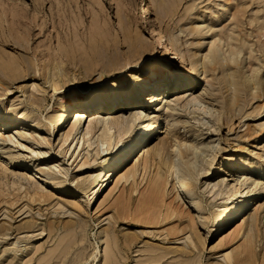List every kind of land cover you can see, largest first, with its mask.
<instances>
[{
    "label": "rangeland",
    "instance_id": "1",
    "mask_svg": "<svg viewBox=\"0 0 264 264\" xmlns=\"http://www.w3.org/2000/svg\"><path fill=\"white\" fill-rule=\"evenodd\" d=\"M153 25L161 29L165 38L175 42L183 65L177 60L172 64L169 62L172 56L168 54L166 45L163 42L158 45L151 37ZM91 46L117 53V61L124 65L130 60L134 64L142 58L168 64L178 73L189 70L193 82L187 89L162 90L164 99H160L161 104L157 108L148 106L145 94L142 95L140 107L152 118L148 123H154L160 116L165 126L153 140L147 141L150 147L147 161L149 165H154L144 175L141 167L145 159L140 151L144 144L139 146L140 149L136 148L133 156L119 169L118 176L110 180L99 202L90 205L86 208L87 213L77 217L72 202L85 196L82 203L87 204L88 190L96 182L92 176L101 159L94 157L92 159H97L96 162L91 159V164L80 168L85 160H82V153L76 157L72 156V150L58 148L60 136H51V130L58 119L54 115L56 105L67 97V93L75 91L79 96L86 93L94 95L95 87L104 85L102 82L93 84L100 76L98 71L84 79L82 64L74 66L66 63L71 62L67 61V55L70 58L73 55L79 57L83 50ZM24 61L31 63L30 70L23 73L20 79L15 77V73L10 74L15 70L10 71L11 77L7 74V70L12 69L11 65ZM56 65L63 66L67 73L65 84L68 86L61 90L65 91L63 94H54L51 83L45 78V74ZM5 66L10 69L4 71ZM92 68L96 70L98 67ZM254 70V81H249L247 73ZM13 74L16 79L12 78ZM0 75L3 77L0 76V115L8 118L12 114H23L34 118L36 125L40 126L28 128V125H22L13 130L5 129L0 122V134L3 133L4 137L13 135L15 131H27L31 136L21 141L22 146L9 141L0 142V162L7 166L12 159L23 162L9 167L8 171L9 177L15 175V199L22 197L24 189L34 180L49 197L40 206L26 204V209H31L27 215L18 213V209L28 202L27 198L15 204L12 211L14 220H11L14 229L5 235L0 234V264H180L184 261L189 264H225L221 256L223 250L235 251L244 241L248 226L244 230V238L240 236L236 239L231 235L243 221L250 225L259 217L258 226L263 227L264 195L258 206L248 207L216 233L213 214L220 210L224 199L211 200L203 189L211 180H224L226 184L229 182V187L235 185L233 187L239 188L235 176L240 165L245 164L248 166L247 177L262 178L254 193L264 191V172H259L264 171V136L256 137L264 130V0H0ZM104 75L105 81L118 77L117 70ZM74 76L79 78V82L74 80ZM134 77L135 74L126 78L123 84L133 85ZM114 83L115 89H118L120 83L116 80ZM41 84L46 88V98L37 103L32 100L33 93L36 92L35 86L43 88ZM194 98L200 99L199 102ZM94 112L87 119H91V123L101 114ZM88 121L85 128L87 125L91 127ZM247 129H250L251 137L247 135ZM35 135L48 141L37 145L34 143ZM171 138L180 144L192 143L197 153L193 162L201 175L198 184L193 185L194 189L186 192L189 198L185 199L191 215L194 214L200 223L197 235L193 234L194 241H198L197 248L193 250L185 241L176 240L175 236L168 234L175 222L152 227L140 225L126 214H118L113 206L115 199L125 195L123 200L122 197L119 199L120 206L134 207L138 192L147 187L149 177L156 173L159 161L156 153L162 146L170 147ZM239 145L248 148L246 154L237 153L235 149ZM94 146L91 154L97 149ZM40 154L50 157L38 158ZM211 159L214 163L210 167L217 170V175L207 179L201 169L208 166ZM57 164H61L58 168H63L67 175L57 174L54 185L51 184L53 178L32 171ZM136 164L140 166L135 179L132 178L136 182L131 178L128 182L124 178L118 182L117 178L130 173L137 167ZM23 176L26 180L18 178ZM168 179L169 184L164 188L166 204L171 202V176ZM60 183L68 187V192L58 193L60 191L54 187ZM19 184L27 188L20 187L18 191ZM0 185L13 190L11 183ZM130 192L134 197L132 205L128 199ZM251 196L249 194L242 199L248 200ZM192 200L198 202L194 204ZM57 202L65 206L57 207ZM126 206H122V210ZM6 220L9 221L1 216L0 225ZM188 222L186 218V222L179 226L184 229ZM184 231L189 232V229ZM185 232L176 234V238L182 237ZM8 235L11 237H6ZM199 236L206 239L203 238L204 245ZM221 238H227V243L223 248H216ZM263 242L264 238L258 248L260 259L264 253ZM150 255L165 257L159 262H146Z\"/></svg>",
    "mask_w": 264,
    "mask_h": 264
},
{
    "label": "bare ground",
    "instance_id": "2",
    "mask_svg": "<svg viewBox=\"0 0 264 264\" xmlns=\"http://www.w3.org/2000/svg\"><path fill=\"white\" fill-rule=\"evenodd\" d=\"M153 28L154 29L152 31L151 37L156 40V43L158 45L161 44L160 42H163L166 45L168 54L172 56L170 57L169 62H171L172 64L173 61L177 60L181 61L180 63H182L183 65L184 61L178 56V49L175 42L172 39L165 38L163 32L159 27L153 25ZM67 58V61L72 62H66L68 64H72L74 66L82 64V67L84 69V79L86 78V76L90 75V73L98 71L100 73V76L93 84H99L100 82L104 83V85H97L95 87L94 95L86 93V95L79 96L75 91L67 93V97L58 102L54 111V115H56V118L58 119H56L54 124L52 123L53 128L51 130V136H60L58 139V148H66L65 151L72 150V156L76 155V157L82 153V160L83 158L85 160H83L84 162L81 163L80 168L82 166H86V164H89L90 160L94 157H98L99 159H101L98 168L95 169V173L92 176V179L96 182L95 185L88 190L90 194L87 197V204H84V202L82 203L85 196L82 197L79 201L72 202V205L77 210V217H81L83 216V214L87 213L86 208L88 209L90 205L97 204L99 202L102 196V192L105 190V188L108 187L110 180L113 177L118 176L119 169H121L130 159V157L133 156L136 148L144 144L141 149L139 147L140 151L142 150V157L143 159H145L141 167L144 175H147V173H149L148 171L154 165H149V161H147V157L150 152L149 142L147 141L149 139L150 141L153 140L156 135L164 129L165 126L160 116H158V119L154 123H148L152 118L148 115L149 113L145 112L140 107V102L143 97L142 95L145 94L146 104L148 106L157 108L159 104H161L160 99L162 101L164 99L163 91L168 92L173 88L176 89L179 87L187 89L189 88V85L192 84L193 77L189 70L178 73L177 71H175V68L174 70L170 69L168 64H162L157 60L155 61L152 59L142 60L141 58L139 62H136L134 64L130 60L124 65L123 63H119L117 61V59H119V55L117 53L111 52L106 48H100L98 50L91 46L88 49L83 50L79 57L73 55V57L70 58L67 55ZM29 63L27 61L19 63L20 65L18 63H15L10 66L12 67L11 70H7L10 68H8V66H5L4 71L7 70V74H9L10 71L15 70V72L13 71L10 73H15L16 75L15 76L13 74L12 78L16 77L20 79V76L23 73H26L30 70ZM63 64L64 62H62V65ZM92 67L98 68L95 70ZM123 67H127V69H123ZM203 69L205 70L204 67ZM35 70L36 69H34L33 71ZM111 70H117L118 77L111 78L105 81L104 78L106 75L104 74ZM254 73L255 70L247 73V78L249 81L252 79L254 81ZM3 74L4 73H2V75ZM134 74L135 77L132 78L133 85L123 84V80L125 81L126 78H131ZM75 75L78 76L79 74L75 73ZM3 76H5V74ZM10 77L8 78L7 76L6 78L11 80ZM45 78L47 82L51 83L52 91L54 94H56L57 92L63 94V92H65L64 90H61L68 86L67 84H65L68 78L63 66L59 67L56 65L54 69H51L50 72L45 74ZM74 80L79 82V78H77L76 76H74ZM115 80L118 84L120 83L118 89H115ZM13 81L15 80L13 79ZM6 84L7 86L9 85V83ZM32 89H34V86ZM35 91L36 92L33 93L32 100L37 103L45 101L46 88H38L35 86ZM196 99L198 100V98ZM199 100L197 102H199ZM195 103L193 102L192 104ZM105 110L109 111L105 112ZM94 111L101 114H99V116H97L91 123V119L89 121L87 119L90 115L95 114ZM128 111L130 112L128 113ZM207 112L210 111L208 110ZM109 113L110 115L107 116ZM87 121L88 123L90 122L91 127L90 125H87L88 127L86 126L87 128H85V124ZM0 122L5 129L12 128L13 130H16L18 128L15 127H20L22 125H28V128L40 127L39 125H36L34 118L27 117L23 114H12L8 118L2 117V115H0ZM65 129L68 131L66 132ZM2 134H0V142L4 143L5 141H9L10 143L19 144L20 146H22L21 141L23 139H28L29 137H31L27 131H15L14 134L9 137H4ZM247 135L251 137L252 134L250 133V129L247 131ZM260 136H264V130L257 133L256 137ZM38 137L35 138L36 141L34 142L37 145L46 144V142L48 141H45L43 139L45 137ZM247 144L245 143V145ZM93 146L95 149H97L94 151V154H91L90 151ZM169 150L171 151L170 156ZM194 150L195 146L192 143L180 144L175 139H172L170 147L162 146L161 148H159V152L156 153V156H159H157L159 158V161H157L156 164V173L153 176L149 177L147 187L138 192V199L136 198L137 200L136 204H134V207L130 208L128 205V207L125 205L127 208H125L126 210H123H125L126 212L122 210V208H124L125 206H120L121 201H119V199H121V197L125 195H121V197H118L113 202L115 211L118 214L122 215L124 213V215L126 214L128 217H131L132 220L140 225L152 227L162 224L168 225L171 222H175L177 225L171 224L173 225V227L169 229L170 231H167L168 234L173 237L175 236L176 240L185 241V243L189 244L190 248L193 247L191 248L192 250L197 248L196 242L198 241H194L193 234L197 235L198 224L200 223L195 218L194 214L191 215L192 211H190V208L186 205L185 199L188 200L189 197H187L186 192L192 191L194 189L193 185L198 184L199 176L201 175L199 174L200 169H197V166L194 164L195 161L193 162L194 159H197V153L196 151L194 152ZM235 150L237 151V153L243 154L246 152V150H248V148L246 146L239 145ZM157 151L158 150H156V152ZM43 155L44 154H40L39 156H36L38 158H42ZM47 157H50V155L43 157V159ZM96 160L97 159H92L91 161L96 162ZM9 162L10 166H7L5 165V163L0 162V184L7 185L11 183L13 188L12 191H9L8 188L4 189L3 187H0V217L3 216L4 218L9 219V221L6 220L4 223H2V225H0V234L3 235L14 229V222H11V220H14L12 211L15 210V204H17L22 198H27L28 202L23 204V206L18 209L19 215H27L30 213L31 209H26V204L36 203L40 206L42 203H46L49 200L48 195L43 192L44 188L42 189L39 182H36L35 180L34 182L29 184L28 188L26 186L24 187V185L22 186L21 184H19L16 190L19 191L20 187H24L27 189H24L25 192H23L22 197H17L15 199V175L12 174L9 177L8 171L9 167L11 168L19 166L23 164V162L17 159H12ZM212 163H214L213 159L208 162V166L206 165V167L201 169V171L204 170L203 174L205 176L203 177L207 179L213 178L215 177V175H217V170L210 167ZM60 165L61 164H57L51 167L47 166L45 169L35 168L32 171H39L40 174H44L45 176L53 178V182H51V184L54 185V179L58 178L57 174L67 175L63 168H58ZM137 165L138 164H136V166ZM231 166H233V164H231ZM240 166L241 167L237 172L238 175L235 176V181L238 183L239 188L233 187L235 185L229 187V185H227L229 182L226 184L224 180H220L217 182L211 180L207 184L205 182L206 187L203 189V192L207 195V197H209L211 200H221V198L224 199V202L222 201L223 205L220 210L213 214V222L216 226V233L222 231L229 223L235 220L239 216V214L244 212L248 207L254 208L258 206L259 201L261 200V196L264 195V191L260 194L254 193V189L259 185V180H261L262 178L259 176L257 178L247 177L246 171L248 166L245 164H241ZM138 167L140 168V166L135 167L130 173L124 175V177H118V182H120L122 178H124L127 182L129 178H131V180L133 181L136 177ZM259 172L263 173L264 171L261 170ZM170 176L172 181L171 202L166 204V193L164 192V188L167 183L169 184L168 178ZM18 178L21 180H26V177L24 176ZM248 180H250L249 184ZM117 184L118 183L116 182L115 185ZM242 186H244L245 188H243ZM54 188L60 191L58 193L68 192V187L63 186L62 183L58 184ZM133 191L136 192V190L134 189ZM85 194L87 193H84L83 195ZM249 194H252L250 199H242ZM128 199L129 201H131L132 205V202L134 201L132 192H130V194L128 195ZM121 200H123V197ZM251 200L252 202L249 205V202ZM191 202L196 204L198 201L192 200ZM55 205L57 207L65 206L60 202H57ZM197 215L199 214L197 213ZM186 218H188L189 222L186 225L183 224V229L182 225L181 227L179 225L186 222ZM258 225L259 217L251 221L250 225H247L246 221H243L240 224V227L231 234L236 239L240 236L243 237L244 230L246 226H248L247 233H245V238L243 237L244 241L238 246L237 250H223V254L221 256L225 264H264V253L263 256L261 254L262 258L260 259V251L258 250V248H260V242L264 238V224L262 228H260ZM188 229L189 232L184 231H187ZM181 232L185 233L182 234V237L176 238L178 233ZM187 233L188 235H186ZM168 234L165 235L168 236ZM6 237L11 236L8 235ZM6 237L5 239H7ZM203 238H201L200 236L198 237V239L202 240V245L205 244L204 242L206 240L204 238L205 240L203 241ZM226 240L227 238H221L216 248H223L225 243H227ZM192 250H188V252L191 253ZM164 257L165 255H150L145 261L149 263H155L161 261ZM180 264H189V262L184 261Z\"/></svg>",
    "mask_w": 264,
    "mask_h": 264
}]
</instances>
